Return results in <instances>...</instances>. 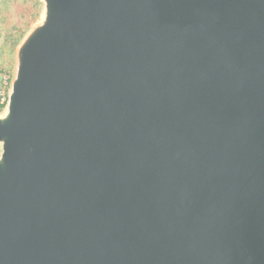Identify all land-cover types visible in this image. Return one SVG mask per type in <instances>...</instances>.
<instances>
[{
  "label": "water",
  "instance_id": "water-1",
  "mask_svg": "<svg viewBox=\"0 0 264 264\" xmlns=\"http://www.w3.org/2000/svg\"><path fill=\"white\" fill-rule=\"evenodd\" d=\"M0 113V264H264V0H41Z\"/></svg>",
  "mask_w": 264,
  "mask_h": 264
},
{
  "label": "rangeland",
  "instance_id": "rangeland-1",
  "mask_svg": "<svg viewBox=\"0 0 264 264\" xmlns=\"http://www.w3.org/2000/svg\"><path fill=\"white\" fill-rule=\"evenodd\" d=\"M42 12L41 0H0V94L10 89L17 46L41 21Z\"/></svg>",
  "mask_w": 264,
  "mask_h": 264
},
{
  "label": "built area",
  "instance_id": "built-area-1",
  "mask_svg": "<svg viewBox=\"0 0 264 264\" xmlns=\"http://www.w3.org/2000/svg\"><path fill=\"white\" fill-rule=\"evenodd\" d=\"M10 90V89H9ZM9 92V91H8ZM7 94L8 93H1V99H0V106L2 107V109H0V111H4L5 107H6V104H7ZM1 113V112H0Z\"/></svg>",
  "mask_w": 264,
  "mask_h": 264
}]
</instances>
